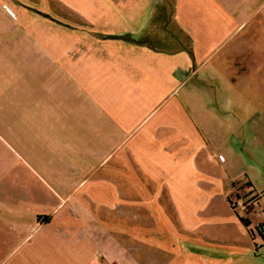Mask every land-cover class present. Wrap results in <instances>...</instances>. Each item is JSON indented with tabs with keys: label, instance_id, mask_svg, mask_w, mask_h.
Segmentation results:
<instances>
[{
	"label": "crops",
	"instance_id": "crops-1",
	"mask_svg": "<svg viewBox=\"0 0 264 264\" xmlns=\"http://www.w3.org/2000/svg\"><path fill=\"white\" fill-rule=\"evenodd\" d=\"M263 5L67 0L65 25L57 20L28 31L10 17H22L24 24L31 16L5 12L0 43L4 47L13 33L19 47L26 46L30 35L33 59L20 62L31 63L33 74L9 94L18 105L10 100L2 113L0 264H91L86 248L97 244L103 250L107 225L129 221L132 239L139 241L133 228L144 209L153 211L152 225L174 228L176 221L154 195H170L180 224L182 208L198 217L213 196L221 193L228 201L241 187L239 175L212 174L209 162L217 160L203 138L219 127L216 109L188 111L183 90L189 86L198 96L204 82L210 89L217 81L247 87L250 75L229 73L227 63L240 55ZM220 136L215 140L222 144ZM229 210L222 223L236 235L197 238L205 251L197 256L200 264H235L249 253L263 257L256 248L262 247L259 215L250 214L246 226L240 212ZM145 241L169 249L174 261L182 256V244L167 243L166 236Z\"/></svg>",
	"mask_w": 264,
	"mask_h": 264
},
{
	"label": "rangeland",
	"instance_id": "rangeland-1",
	"mask_svg": "<svg viewBox=\"0 0 264 264\" xmlns=\"http://www.w3.org/2000/svg\"><path fill=\"white\" fill-rule=\"evenodd\" d=\"M8 10H10L9 12L25 13L27 18L32 17L24 24L21 22L22 17H17V19L10 17L12 25L25 26L27 31L31 26H47L55 24L57 20V24L65 25L67 0H0V22L2 24L6 20L4 13ZM15 16L18 14L15 13ZM249 25L251 31L244 37V46L239 49L240 55L236 54L227 63L229 73L250 75V82L244 83L247 87L243 86L240 89V84L236 83L235 88H226L223 86V82L217 81L212 83L215 88L209 89L204 82L205 91L203 94L196 96L195 90L185 86L183 91L189 95L182 98L188 111H194L195 108L216 109L215 114L219 118V127L211 130L210 137L203 135L205 143L209 141L211 152L217 160L215 162L213 159L209 162L212 174L218 177L225 174L239 175L236 178V184L241 187L228 196V201L227 197L221 193L213 196L209 200V208H201L202 211L198 213V217L194 216V211L182 208V224L178 222L170 195H154L165 207L171 220L176 221L175 227L170 225L169 228L168 225L162 224L157 228V225H152L151 219H153L154 213L153 215L151 213L153 211L150 209L149 211L147 209L140 210V226L133 228L134 231L138 230L140 236L137 241L135 238L132 239V226L130 227L128 218H125L126 215H124V222L128 221V225L117 227L110 224L105 227L107 241L102 243L103 250L97 244L87 246L86 251L91 253V264H93L94 256H96L98 264H200L197 256L203 255L205 251L200 248L202 244L198 242L197 238L236 235L237 230L222 223L223 218L227 217L230 212L229 206L234 212H240L242 218L247 221L250 214L257 213L259 215L257 218L262 222L256 228V234L261 239L262 247L257 246L256 248L264 253V5L261 7L259 16L252 18ZM5 41L4 47L0 43L1 134L4 107L14 100L17 103L12 102V105H18V98L10 99L9 94L20 89L22 77L33 74L31 63L25 66L24 62H20V60L33 59L30 35L26 36V46L19 47L20 38L15 37L13 33ZM256 76H258L257 81L254 80ZM233 90H235L234 93H232ZM211 91L215 95L214 98L209 95L212 93ZM217 136L224 138L222 144L215 140ZM218 155L222 157L219 158ZM139 200H137V204H139ZM238 201L242 205L236 204ZM150 206H153L152 203ZM154 212L156 214L157 211L154 210ZM253 217L255 216L253 215ZM147 223L150 225L147 226ZM153 228H157V230L155 231ZM147 229L150 230V233H147ZM174 229L178 233L182 232V237L173 233ZM146 236H151L153 240L166 236L167 243L176 241L174 242L176 246L182 244L181 258L174 261L175 259L170 257L169 249H159L149 245L145 241ZM159 244L165 246L163 242ZM78 245L75 243L74 247L77 249ZM263 260V257L258 256L257 253L256 256L249 253L244 257H237L235 264L238 262V264H262Z\"/></svg>",
	"mask_w": 264,
	"mask_h": 264
},
{
	"label": "trees",
	"instance_id": "trees-1",
	"mask_svg": "<svg viewBox=\"0 0 264 264\" xmlns=\"http://www.w3.org/2000/svg\"><path fill=\"white\" fill-rule=\"evenodd\" d=\"M240 220L243 222L244 225H246V226L249 225V223H248V221L246 219L241 218ZM263 258H264V253H263Z\"/></svg>",
	"mask_w": 264,
	"mask_h": 264
},
{
	"label": "built area",
	"instance_id": "built-area-1",
	"mask_svg": "<svg viewBox=\"0 0 264 264\" xmlns=\"http://www.w3.org/2000/svg\"><path fill=\"white\" fill-rule=\"evenodd\" d=\"M4 8H6V6H4ZM236 204H238V205H242V203H241V202H239V201H238V203H236Z\"/></svg>",
	"mask_w": 264,
	"mask_h": 264
}]
</instances>
